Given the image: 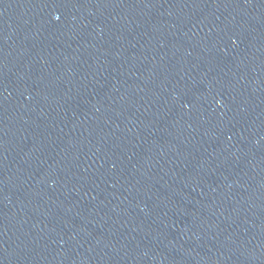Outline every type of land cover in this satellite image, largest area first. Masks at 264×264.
Returning <instances> with one entry per match:
<instances>
[{
  "label": "water",
  "instance_id": "water-1",
  "mask_svg": "<svg viewBox=\"0 0 264 264\" xmlns=\"http://www.w3.org/2000/svg\"><path fill=\"white\" fill-rule=\"evenodd\" d=\"M197 0H0V210Z\"/></svg>",
  "mask_w": 264,
  "mask_h": 264
}]
</instances>
